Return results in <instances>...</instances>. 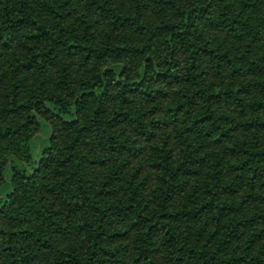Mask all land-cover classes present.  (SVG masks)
Instances as JSON below:
<instances>
[{
  "label": "trees",
  "instance_id": "obj_1",
  "mask_svg": "<svg viewBox=\"0 0 264 264\" xmlns=\"http://www.w3.org/2000/svg\"><path fill=\"white\" fill-rule=\"evenodd\" d=\"M0 264H264V0H0Z\"/></svg>",
  "mask_w": 264,
  "mask_h": 264
}]
</instances>
